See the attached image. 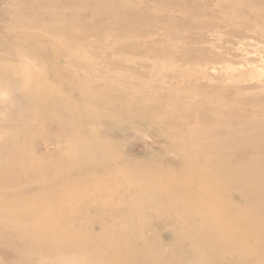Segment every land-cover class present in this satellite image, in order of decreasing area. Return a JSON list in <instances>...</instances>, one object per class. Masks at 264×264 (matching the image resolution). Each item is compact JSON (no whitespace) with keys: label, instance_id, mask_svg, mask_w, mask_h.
Here are the masks:
<instances>
[{"label":"bare ground","instance_id":"6f19581e","mask_svg":"<svg viewBox=\"0 0 264 264\" xmlns=\"http://www.w3.org/2000/svg\"><path fill=\"white\" fill-rule=\"evenodd\" d=\"M38 1L32 2L36 18L28 21L19 19L20 17L19 20L9 17L10 21L1 17L13 12L14 7L17 10L18 6L14 1L0 3V90H4L6 94L0 99V264H261L264 261V175L255 165L260 160L258 151L264 147V141L253 143L250 138H246L243 148L235 149L232 143L237 142L232 136L240 130L227 126L231 116L223 113V109L214 112L213 109L203 108L208 104L205 96L209 91L196 87L202 84L200 81L195 88L190 87L194 98L182 100L191 102H184L188 105H182L185 107L183 117L189 119L185 122L175 120L177 114L172 108L168 111L169 107L165 105H157L159 108L151 105L147 97L153 99V89L132 87L131 83L128 88L127 83L128 89L123 90L119 86L114 88L117 83H105L102 77L108 71L96 68L95 59L82 61L83 58L70 52L71 45L65 46L55 40L52 42L49 31L43 35L42 30H53L54 26H49L52 22H47L48 27L46 25V28L41 29L39 18L42 17L38 16L40 10L35 8ZM52 2L54 3L53 0ZM250 2L259 4L256 8L260 9L254 11V8H250L249 15L240 19L241 25L247 24L251 15H262L264 12V0ZM18 3L24 14L26 10L24 11L23 3ZM97 9L99 8L96 7ZM114 10L116 11L115 8ZM49 15L48 17L52 14ZM156 15L158 14L153 16ZM178 15L180 17L182 13L178 12ZM42 16L45 20L47 14ZM180 20L183 19L180 17ZM253 27L242 25V28L226 31L223 35L236 38L241 43L238 46L231 44V47H219L223 53L214 57L215 64L212 61L211 65L223 64L221 66L231 70L235 66L258 63L253 58L235 55V52L242 53L243 56L251 55L253 46L248 42L244 43L246 41L264 43V30L257 31ZM74 29L77 30L75 27ZM81 36L82 34L80 39ZM29 42L37 44L35 53L22 47L24 44L32 46ZM42 54L44 56L40 57ZM163 54L166 55L165 51ZM227 56L233 58L229 59ZM217 67L215 71L218 70ZM260 67L264 70L263 63ZM200 68L203 67L200 65ZM242 72L245 74L247 71ZM228 74L229 71L227 76ZM257 75L256 77L261 78L262 74ZM206 76L209 77L207 74ZM224 79L221 78L220 81ZM200 89L203 90L201 101L196 98ZM230 89L234 87L219 88L217 91L225 93ZM253 92L258 94L256 90ZM109 96L112 99H108ZM117 96L122 98L116 99ZM234 104L233 102L232 105ZM200 117L209 126L200 125ZM235 119L246 123L251 130V137L264 135V110L256 109L254 113L250 110L243 117ZM142 130L149 131L144 136L153 138L150 142L156 146L155 151L147 146L148 139L139 135ZM116 133H127L133 139L132 143L138 139L140 152L136 154L133 149L122 151L114 139ZM219 133L224 136L216 138L214 135L219 136ZM120 140L122 139L119 142ZM239 142L242 143V140ZM228 147L230 151L226 150ZM169 154L179 155L181 161H171ZM234 159L241 160L246 166H232L230 162ZM200 163L211 165L208 168L194 167ZM167 215L177 216V221L164 223ZM117 219L121 225L118 229L111 224ZM79 221L81 225L72 227ZM162 227L168 231L166 238L176 243V249H171L156 237Z\"/></svg>","mask_w":264,"mask_h":264},{"label":"rangeland","instance_id":"374dc122","mask_svg":"<svg viewBox=\"0 0 264 264\" xmlns=\"http://www.w3.org/2000/svg\"><path fill=\"white\" fill-rule=\"evenodd\" d=\"M3 1H5V3H9L10 1L17 2V6L18 7H17V10H16V7H14L15 9H14L13 12L7 13L5 16H1V17L6 18V19H8L9 17H10V19L15 17L17 20L23 18L22 20H24V21H28V20H32L33 18L34 19L36 18V9H34V6L32 5L33 4L32 2L34 0H10V1L9 0H7V1L6 0H1L0 3L3 2ZM53 1H54V3L52 2V0H49V2L47 0H41V1L39 0L38 1V3H39L38 6L35 7V8H38V11L40 10L38 12L39 13L38 16L42 17V19L39 18V20L41 22V29L46 28V25L48 23H50V22H52V23H50V25L49 24L48 25L49 26H51V25L54 26L53 27L54 32H52L53 30H47V31L46 30H42L41 32L44 35V34H46L44 32H48L49 31L50 32L49 37L51 36L50 38L53 39L52 42H54V40H55V42H57V43L60 42L61 44L65 45V46L66 45H69V46L71 45L70 52L71 53H76L78 57L83 58L82 61H88V60H91V59L92 60L95 59L94 60V66L96 68H98V69L102 68L103 71H108V73L105 74L102 77V80L105 83H107V84H115V83H117L116 86H114V88L115 87L117 88V86H119L118 88H121L123 90H127L129 88L130 83H131L132 87L141 86L144 89H153V91H152V92H154L152 94L153 99L151 97H147V100L150 101V103H152L151 105L154 108H159V106L165 105V106L170 108V109L168 108V111H170L171 108H172V110L175 112V114H177V115H175V120L178 121V122H185L186 119H187V121H189V119L187 117L185 118V116L183 117V111H184L185 107L183 108L182 105L183 104L184 105H188L191 102L190 101L189 102L188 101H184V102H188V104L187 103L185 104L182 100L183 99L184 100L188 99V97L194 98L193 97L194 94L191 93V91H192L191 89L195 88L194 86L199 83L198 81H200V82H202V84L200 83L196 87L197 88H204V90H208L209 91L208 95L205 96V100L207 101L206 103H208V104L206 105V107H203V108L209 109L211 111L214 110V112H216L218 110L222 111V109H223V111H222L223 113L228 114L229 116H231L228 119V122L226 123L227 126H229V128H232V129H239L240 130V132L238 134H234V136H232V138L235 140V142H237V143H232V145L235 147V149L238 148V147L239 148H241V147L243 148V144H244L246 138H250L253 143L254 142H258L259 140L264 141V135H259V137H257V136H252L251 137L250 136V133H251L250 131L251 130L249 129V127L247 128L246 123L243 122V121H237L235 119V118H238V117H243V114L246 115L250 110L251 111L253 110V113L256 112V109L257 110H264V108H263L264 107L263 106L264 105V101H263L264 100V97H263L264 96V86H261L264 83V81H263L264 80V70H263L262 67H260L262 63L264 64V60H263V58H264V52H263L264 51V43L260 42V41H254V40H251V41L249 40V41L244 42V43L248 42V43L251 44V46H253L252 47L253 49L250 47L252 49L250 51L251 52L250 56H245V55L243 56L242 53L238 54L237 52H235V55L237 54L241 58H243V57L249 58V59L253 58L254 60H256V62H258V63H256L257 65L256 64H252L254 66V68H253L252 65H239V66H235V67H238V68L234 67L233 69L229 70L228 68H226V66H221L223 64L211 65V64H213L215 62L214 61V57H216L217 55L223 53V50L221 51L219 49V47H222V46L231 47V44L233 46H234V44L236 46H238V44L241 43L239 40L237 41L236 38L230 37L228 35L227 36L223 35V34H226L227 32H230L231 28L232 29H234V28H242V25L243 26L246 25L247 27H253L254 26L253 29L257 30V31L264 30V12L261 13L262 15L253 14L254 16L251 15L250 20L248 22H246L247 24H245V23L242 24V25L240 24V19L243 18V17H247L249 15V12H250L249 9L250 8H254V11H257V9H260V8H256V7L259 6V4H256L254 2H250V0L249 1L248 0H240V1L239 0H227V2L225 0H208V1L207 0H201V1L200 0H180V2H179L180 4L178 3V0L176 2H175V0H169L170 2H168V0H165V1L164 0H156V1L155 0H146L148 3L145 2V0H139V1L138 0H131V1L128 0L129 2H131V3L133 2L134 4L133 3L132 4L129 3L127 0H123V1L122 0H107V1L106 0H96V3H95V0H91V1L90 0L89 1L85 0L86 2L84 0H81V1H84V2H80V0H57V1L53 0ZM181 1H183V2H181ZM244 1H245V3H244ZM18 2H22L23 3V6H24L23 8H25L24 11L26 10L24 12V14H22L21 8H20V5H19ZM50 2H52V3L49 4ZM103 2H105V3H103ZM185 2H187L188 4L185 3ZM89 3L90 4L93 3V4L90 5ZM163 3L164 4L166 3V5H164ZM201 3H203V4H201ZM219 3H220V5H219ZM55 4L56 5L59 4V5L55 6ZM62 4H64V5H62ZM78 4H79V6H78ZM120 4H121V6H120ZM124 4H126V5L124 6ZM173 4H177V5L174 6ZM216 4H217V6H216ZM73 5H74V7H73ZM14 6H15V4H14ZM65 6L69 7V8H65ZM102 6H103L104 9L102 8ZM178 6L180 8H178ZM194 6H196V7H194ZM71 7H73V8H71ZM90 7H92L93 10ZM96 7L99 8V9L96 10ZM188 7H189V10L187 11L186 9ZM29 8H30V10H29ZM47 8H49V11H48ZM105 8H107V9H105ZM114 8L116 9V11L114 10ZM126 8H127V10H126ZM90 9L92 11V14L90 12ZM100 9H103V10H100ZM139 9H141V11L144 10L143 11L144 14ZM149 9H150V11H149ZM181 9L184 12L186 11L185 15H184V12H182ZM192 9H194L196 12H194V10L192 11ZM243 9L245 11H243ZM60 10H62L63 12L60 11ZM72 10L74 11V13H73ZM156 10H157V12H156ZM15 11H16V13H14ZM66 11H68V12H66ZM102 11H104L105 13H103ZM158 11H160V12L162 11V13H158ZM165 11L167 12V15H166ZM27 12L30 13V15L32 13V15L30 16ZM69 12H70V14H69ZM101 12L103 14H101ZM113 12H114V14H113ZM134 12H135V14H134ZM153 12H155V13H153ZM178 12H179V14L182 13V15H180V17L183 20H180L179 15L177 16ZM188 12H189V14H186ZM199 12H200V14H199ZM44 13L47 14V16H45V20L46 21L44 20V18L42 16ZM50 13L53 15V17H52V15ZM82 13H84V14L82 15ZM127 13L128 14L131 13V14H134V15L130 17L131 14L129 16H127L128 15ZM138 13H139V16H141V15L142 16L139 17ZM156 13L158 15H156L155 16L156 18H155L153 15H155ZM170 13H172V14H170ZM72 14H74V15L72 16ZM168 14H169V16H168ZM48 15L50 17H48ZM57 15H59V16L57 17ZM80 15H81V18L83 17L84 19L83 18L81 19ZM120 15H121V17H120ZM135 15L137 16L138 19L136 18ZM143 15H145L144 16L145 18L143 17ZM28 16H30L29 19H27ZM65 16L67 18L70 17L71 21H70V18L67 19ZM84 16H86V17H84ZM106 17H107V19H106ZM186 17L189 20V24H188V20L186 19ZM59 18L63 20V21L61 20V23H60ZM154 18L156 20H154ZM204 18H206V19H204ZM209 18H213V19L209 20ZM10 19H8V20L10 21ZM50 19H52V20L50 21ZM65 19H67V20H65ZM132 19H134V21H136V22H134ZM152 19L154 21H152ZM202 19L204 21H202ZM233 19L235 21H233ZM56 20H58L59 23ZM82 21H85V22H82ZM73 22H76V23H73ZM54 23H56V24L54 25ZM71 23H72V25H71ZM163 23H165V24H163ZM60 24L63 25V26H61ZM66 24H68V26ZM92 24H94V25L92 26ZM121 24L124 25V26H121ZM48 25H47V27H48ZM73 25H74L75 28H77V30L74 29ZM78 25H80L81 27L78 26ZM257 25H260V27H258ZM84 27H86V28L84 29ZM54 28L56 29V31H55ZM63 28H64V30H63ZM1 29L2 28H0V31H1ZM59 30H61L62 33ZM220 31H221V33H220ZM68 32H70V33H68ZM205 32H206V34H205ZM211 32H212L213 35L211 34ZM216 33H217V35H216ZM65 34L71 35V37H68V35H65ZM81 34H82V36H81V39H80V35ZM214 34H215V36H214ZM57 36L59 37V39H57L58 38ZM74 36H77V37L74 38ZM90 36H91V38H90ZM190 36H192L193 40H191ZM64 37L67 38V39H65ZM119 37H120V39H119ZM77 38L80 39V40H77ZM198 38H199V40H198ZM72 39H75V40H72ZM98 39H100V40H98ZM105 39H107V40H105ZM217 41H218V43H217ZM96 42H98V44ZM211 42H212V44H209ZM216 43L218 44V46L216 45ZM20 45H22V44H20ZM29 45H32V46H27V44H24L22 47L27 49L29 52L35 53L34 51H36L37 44L29 42ZM18 46H19V44H18ZM126 46H128V47H126ZM132 46L134 48H132ZM135 46H137V47L135 48ZM28 47H29V49H28ZM212 47H215V48H212ZM72 48H74V49L77 48V50H79V52L77 53V50H74ZM82 48H85V49L83 50ZM126 48H128V49H126ZM216 48H217L218 51L216 50ZM250 48H249V50H250ZM110 49L111 50L113 49V50L111 51ZM156 49H158V50H156ZM85 51H87L89 54L85 53ZM164 51H165L166 55L163 54ZM121 52H123V53H121ZM40 53H42V51H40ZM91 53H93L94 56H92L93 54H91ZM155 53H157L158 56ZM43 54L40 55V57L44 56ZM68 54H70V53H68ZM98 54H100L99 56L102 55L103 58H102V56H101V58H99ZM159 54L161 56H159ZM162 55H163V57H162ZM235 55L233 57L237 56V55L236 56ZM154 56H156V58ZM118 57H120V58H118ZM227 57L229 59L233 58L231 56H227ZM259 57L261 58V60H260ZM115 58H117V59H115ZM162 59H164V60H162ZM173 59H174L175 62L173 61ZM179 59H181V60H179ZM108 60L111 61V62H109ZM183 60H184V62H183ZM201 61H202V63L204 62L203 65H202ZM208 61H209V64H208ZM212 61H213V63H212ZM261 61H263V62H261ZM98 62H100V63H98ZM186 62H188V63H186ZM103 64H105V65H103ZM110 64H112L113 67H112V65L110 66ZM133 64H136V66L133 65ZM204 64L205 65H209V66H205ZM106 65H108L109 67L106 66ZM118 65H120V67H117ZM122 65H124V66L122 67ZM200 65L204 69L200 68ZM220 66L222 68H219ZM195 67H196V69H195ZM215 67H217L216 69H218V70L215 71ZM112 68H114L113 69L114 71L112 70ZM117 68H120V69H117ZM126 68L128 69V71H127ZM188 68H190L189 71H187ZM199 68H200V70H199ZM104 69H107V70H104ZM222 69H224L223 72H222ZM234 69H236V70L239 69L238 70L239 73H238V71H236ZM254 69H256L257 71L254 70ZM242 70H244V72H246V71L247 72L244 74L242 72ZM217 71H219V72H217ZM228 71H229V74L227 76ZM205 72H206V74L209 77L206 76ZM232 72H233V74H232ZM258 73L262 74V75H260L261 78L260 77H256V75ZM143 74H145V75H143ZM211 74H212V76H210ZM242 74H244L245 77ZM204 76H205L206 79L204 78ZM242 76H243V79H242ZM230 77H232V78L230 79ZM262 77H263V79H262ZM211 78L212 79L215 78V80H211ZM221 78H223V79L225 78V79L220 81ZM260 79H262L261 80L262 82L260 81ZM236 82H239V83L237 84ZM127 83H129L128 84V88H126V86H127L126 84ZM136 83H138V84H136ZM209 83H211V84H209ZM246 84H248V85H246ZM186 87H188V90H186L187 89ZM190 87H192V88H190ZM226 87H230V88L234 87V89H230L229 90V91H232V92L228 91V92H225V93H218L219 91H217V90H219V88H223L224 89ZM245 88H246V90H244ZM260 88H262V89L259 92ZM254 90H256L259 95L256 94L255 92H253ZM173 91H175V92H173ZM200 91H201V94H200ZM202 91L203 90L200 89L198 91V93H197L198 97L196 96L197 100H199V101L202 100V96H203ZM249 91H251V93ZM161 92H163V93H161ZM169 92H173V94H169ZM213 94H215V95H213ZM4 95H6L5 91L1 89L0 90V99H2V96H4ZM223 95H224V97H223ZM216 96H217V98H216ZM258 96H259V98L262 101L258 98ZM120 98H122V97L121 96H117L116 97V99H120ZM150 98H151V100H150ZM158 98H161V100H159ZM168 98H170V100ZM218 98L221 101H219ZM224 98L226 100H228V101L226 102V100ZM249 98H250V100H249ZM108 99H112V97L109 96ZM174 99H176V100H174ZM255 99L257 100V102H256ZM172 102H173V104H172ZM233 102L235 103L234 105H232ZM219 103H222L223 106L221 104H219ZM227 103H230V104L227 105ZM252 103L255 104L257 107L255 105H253ZM256 103L257 104L259 103V104L257 105ZM159 104H161V105H159ZM157 105H159V106H157ZM170 105L171 106L173 105L174 108H173V106L171 107ZM175 105H176V107H175ZM218 105H220L221 107L218 106ZM249 105H251V107ZM227 106H228V108H227ZM231 106H232V108H231ZM237 106H238V109H237ZM243 106H246L244 108H248L247 106H249V108L248 109H244ZM254 106H255V108H254ZM179 107H182V109L179 108ZM225 108H226V110H225ZM228 110H229V113H228ZM232 110H235V111H232ZM238 110H240V111H238ZM241 110L243 111V113L241 112ZM178 114H179V116H178ZM260 115H262V113H260ZM179 118L180 119L181 118H185V119H181L180 120ZM200 120H202V121H200ZM203 121H204L203 118L200 117L199 118L200 125L202 124L203 127L209 126V124L206 121H204V123H202ZM243 126H245V127H243ZM142 131L140 132L141 134H139V135L143 139H148L149 142H147V146L148 147L151 146L153 148V150L155 151L156 150V146L155 145L153 146V144L151 143L153 138H151L149 136H148L149 138H147L146 136H144V134H147V132H149V131H147V130H144L143 132ZM114 136H115V138H114ZM114 136H113V138L116 140L117 145L121 146V148L123 150L121 148L120 149L122 151L127 152L129 149H133V151L136 154H138L140 152L141 147L139 146L140 141L138 139L134 140V142L132 143L133 139L127 133L126 134L116 133ZM214 136H216V138H221V137L224 136V134L219 133V136H218V134L214 135ZM116 137H118V138H116ZM120 138L122 140H120V142H119ZM238 138H241V139H238ZM241 140H242V143L239 142ZM124 146H126V147H124ZM226 150L230 151L229 147ZM171 155L172 154H169V156H168V158L171 161H173V162L181 161L179 155H176V154H173L174 156L173 155L171 156ZM258 156L260 157L259 158L260 160L258 161L257 165H255V164L254 165H255V168L259 169L260 172H263V175H264V147H261L259 149ZM240 161L237 160V159H234V161L231 160L230 164L232 166L236 167V168H244V166H246L245 163L244 162H240ZM208 165H211V164H208ZM208 165L204 164V163H200V164L194 165V167L198 166L199 168L200 167L201 168H208L209 167ZM170 220L176 222L177 221V216H175V215L174 216L167 215L164 218L163 222L165 223V222H168ZM119 221L120 220L117 219L116 221H112L111 222V224H113L114 228L118 229V228L121 227ZM79 225H81V221L75 222L72 225V227H77ZM167 232L168 231L165 230V228L162 227L156 233V237L159 240L165 242V244L168 247H170L171 249H176V243L173 240H170V239L166 238V233ZM228 263H232V261H228ZM261 264H264V261L261 262Z\"/></svg>","mask_w":264,"mask_h":264}]
</instances>
